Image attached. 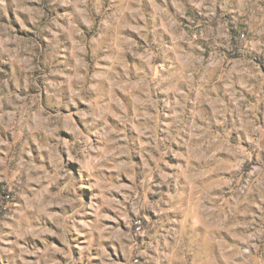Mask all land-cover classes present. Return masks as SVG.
<instances>
[{
  "label": "rangeland",
  "instance_id": "1",
  "mask_svg": "<svg viewBox=\"0 0 264 264\" xmlns=\"http://www.w3.org/2000/svg\"><path fill=\"white\" fill-rule=\"evenodd\" d=\"M0 264H264V0H0Z\"/></svg>",
  "mask_w": 264,
  "mask_h": 264
}]
</instances>
